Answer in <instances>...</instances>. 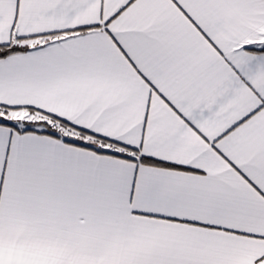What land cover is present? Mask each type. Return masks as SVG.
Segmentation results:
<instances>
[{
    "label": "snow or ice",
    "instance_id": "6c2138e0",
    "mask_svg": "<svg viewBox=\"0 0 264 264\" xmlns=\"http://www.w3.org/2000/svg\"><path fill=\"white\" fill-rule=\"evenodd\" d=\"M0 264H264V0H0Z\"/></svg>",
    "mask_w": 264,
    "mask_h": 264
}]
</instances>
